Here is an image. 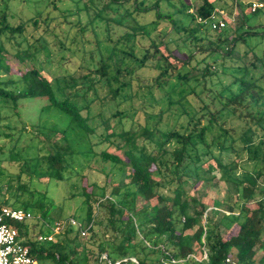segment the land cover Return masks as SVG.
<instances>
[{
  "label": "trees",
  "instance_id": "1",
  "mask_svg": "<svg viewBox=\"0 0 264 264\" xmlns=\"http://www.w3.org/2000/svg\"><path fill=\"white\" fill-rule=\"evenodd\" d=\"M17 1L0 4V136L8 138L0 174L9 176L0 207L37 215L10 223L29 256L38 264H264V54L254 51L264 25L247 26L239 10L233 35L211 30L195 22L215 14L208 0H34L43 7L26 18L15 14ZM253 2L262 7L252 14L264 6ZM58 17L62 38L48 30L61 25ZM49 32L52 43L43 38ZM41 52L59 63L69 53L77 67L50 77L35 65ZM247 52L254 61L246 65ZM25 105L35 112L31 134ZM94 158L102 162L95 172ZM41 178L45 189L70 182L76 193L68 199L84 204L79 226L68 224L70 215L45 242L36 235L62 215L52 217L53 202L32 187ZM219 183L225 195L210 201L212 214L222 212L216 220L189 189ZM194 246L205 260L187 259Z\"/></svg>",
  "mask_w": 264,
  "mask_h": 264
},
{
  "label": "rangeland",
  "instance_id": "2",
  "mask_svg": "<svg viewBox=\"0 0 264 264\" xmlns=\"http://www.w3.org/2000/svg\"><path fill=\"white\" fill-rule=\"evenodd\" d=\"M153 0H147V3H151ZM178 0H172V3H174L175 5H178L177 3ZM182 2H184L185 4H189L191 3L192 5L194 4L195 6H199L202 2V0H181ZM210 2H212L215 6V14L213 15L215 17V19L223 21L225 23V27L223 29H226L228 31V33L230 35H233V30L236 29L239 26V20H238V15H239V10L241 15L243 16V20H245V24L247 26H263L264 25V6L262 9L258 10L256 13L252 14L251 11L249 10V6L248 3L249 2H253V1H257V0H208ZM237 2V4L235 3ZM1 0H0V4H1ZM12 8H14L15 14H19L21 17H28L31 12H33L36 9H41L43 6L41 5H36V3H34V0H25V2L23 0H18L16 3H13ZM161 9L163 11H170V9L168 7H166L164 5V3H161ZM47 10H50V8H48ZM193 10V8H191L189 10V12H191ZM18 15V16H19ZM149 19L151 18L148 17ZM148 20V19H147ZM55 23H59L61 25L56 24L55 26H50V28L48 30H51L54 28V33L59 37L62 38V34H61V29L64 28V24H63V20L62 18L58 17L57 19H55ZM194 23L193 22H189L188 25L192 26ZM159 28L162 27V24H159L158 26ZM258 31L261 30V28L257 29ZM74 31L70 32V40L74 39L75 37L72 36ZM98 32V36L99 38L102 36V26H99V29L97 30ZM210 34V33H209ZM207 33V35H209ZM37 35H35L34 32H27L26 33V37L27 40L31 41L34 40L35 37ZM43 38L45 39L46 42L48 43H52L51 41L54 39L53 36H51L50 32L46 33L43 35ZM20 38L17 39V41ZM203 44H206V40L202 41ZM11 45H13L12 42H10L9 44H6V47L9 49V46L11 47ZM51 46L54 47L53 44H51ZM77 44L73 43L71 44V48L73 49L74 53H77ZM242 48V46H241ZM240 48V49H241ZM255 53L258 57L263 56L264 54V39L262 44H260V46L258 48H256ZM46 56V54L44 52L38 53L36 55V61L38 64H35L36 66H41L44 70V72L47 73L48 76H56V75H64L66 73H70L71 71H73L76 67H77V60L72 58L71 55H69V53L64 54V60L61 61L60 63L57 61V58L55 59L54 57H50V59H44ZM87 58V56L85 57ZM244 62L247 65L249 63L250 60H253L251 58V53L247 52L246 56L244 57ZM254 61V60H253ZM255 64L257 66V68L255 70H253V73H255V76H258V74H260L263 71V68L260 66V63L257 62L255 60ZM248 69H251L250 66H247ZM252 71V70H251ZM154 92V96H158V92L153 90ZM88 96H91V92L90 94H88ZM138 104V102L136 103V105ZM98 111L97 105L95 106V102L92 104V110L90 112V115L95 114ZM130 112V111H128ZM34 111H33V107L32 106H24V108L22 109V113H21V120L23 121V126L25 128L24 131L28 132L31 134L32 129L30 127V118H31V123L34 122ZM81 114L84 116L85 115V111H81ZM18 126V125H17ZM26 141V140H25ZM24 141V142H25ZM24 142H22L20 146L24 145ZM8 144V138L2 137L0 136V147L2 145ZM107 151L110 153H115V150L112 146L107 148ZM91 167H93L95 172V168L98 169L99 167L102 166V162L99 161L98 158H94L93 161L90 162L89 164ZM0 168H6V166H4L1 162H0ZM92 169V168H91ZM10 171H13V169H9ZM86 171H83V173ZM95 174V173H94ZM9 179V176L7 174V172L4 170L2 172V174H0V188H1V194L5 192L4 187L6 185L7 180ZM72 179V178H71ZM94 179L97 183L102 184L105 181V178L103 175L100 174H95L94 175ZM71 182H74V180H70ZM123 181L119 180L117 182L118 185H120ZM13 183V182H12ZM46 183V179L45 178H41L39 181L35 182L32 184V187H34L40 194H43L44 191L46 193L45 196L50 198L51 201L53 202V205L50 206V215L52 214V212H58L60 215H62V218L60 220H57L54 224H61L63 221V219H66L68 217H71L70 215H72L73 219L76 223H78L77 221H81L84 217V204L83 201L74 197V198H69L68 197L72 194V193H76V189L71 188V183L70 182H59L57 185H52L50 184L48 187H46V189L44 188V185ZM70 185H69V184ZM190 194H193L196 197H200V201L204 204H206V211H205V216H213L214 219H218L220 217V215L222 214V212H218L216 214H212V208L210 205V201L213 199H217L220 200L222 199V197L225 195V188L224 185L222 183L217 184L215 187H207V188H198L196 191H193L191 189H189ZM262 195L259 194L258 192L254 193V199H259ZM39 198V197H38ZM21 201L26 200L27 201V197L26 196H22L20 198ZM233 200V198H232ZM137 206L142 204V201H137ZM248 207L253 208L254 204L250 203L248 204ZM55 214H52V217H54ZM35 217H37V215H35ZM78 241L83 243L84 242V235L80 236L78 235ZM195 249V253L198 254L196 247L194 246ZM198 257V255H197ZM132 260V259H131ZM228 261V260H226Z\"/></svg>",
  "mask_w": 264,
  "mask_h": 264
},
{
  "label": "built area",
  "instance_id": "3",
  "mask_svg": "<svg viewBox=\"0 0 264 264\" xmlns=\"http://www.w3.org/2000/svg\"><path fill=\"white\" fill-rule=\"evenodd\" d=\"M262 4L259 2H250L249 10L251 12L258 8H261ZM195 22L203 24L209 27L211 30H221L225 27L223 21L215 19L212 15L208 19L195 18ZM35 216L29 211L22 209L11 208L7 206L0 207V264H38L28 254V249L22 245L21 240L18 239L17 230L13 228L10 223H20L34 219ZM37 218V217H36ZM68 224L71 226H79L73 219L68 220ZM65 223L54 224L50 227V233L47 235H36V240L40 242L52 241L54 235L60 233L64 228ZM79 235H84V230H79ZM205 254L203 253L198 261L205 260ZM187 259L196 260L193 255L187 257ZM184 260H171L170 264H180ZM46 264V263H43Z\"/></svg>",
  "mask_w": 264,
  "mask_h": 264
},
{
  "label": "crops",
  "instance_id": "4",
  "mask_svg": "<svg viewBox=\"0 0 264 264\" xmlns=\"http://www.w3.org/2000/svg\"><path fill=\"white\" fill-rule=\"evenodd\" d=\"M221 232H222V233H221L222 236L226 233L225 230H223V231H221ZM226 234H227V233H226ZM260 254H261V255H264V252H263V253H262V252H261V253H258V256H259ZM193 257L196 259V260H193V261L198 262V258H199V256L197 257V253H195V249H194ZM188 264H191V263H188Z\"/></svg>",
  "mask_w": 264,
  "mask_h": 264
},
{
  "label": "water",
  "instance_id": "5",
  "mask_svg": "<svg viewBox=\"0 0 264 264\" xmlns=\"http://www.w3.org/2000/svg\"><path fill=\"white\" fill-rule=\"evenodd\" d=\"M132 261H134V260L132 259Z\"/></svg>",
  "mask_w": 264,
  "mask_h": 264
}]
</instances>
